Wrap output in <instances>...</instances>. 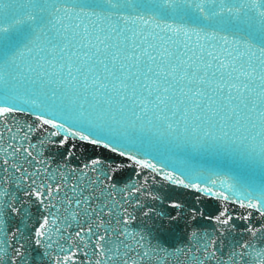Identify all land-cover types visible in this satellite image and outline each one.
Segmentation results:
<instances>
[{"label": "snow or ice", "instance_id": "6c2138e0", "mask_svg": "<svg viewBox=\"0 0 264 264\" xmlns=\"http://www.w3.org/2000/svg\"><path fill=\"white\" fill-rule=\"evenodd\" d=\"M177 241L264 264V0H4L0 264Z\"/></svg>", "mask_w": 264, "mask_h": 264}]
</instances>
